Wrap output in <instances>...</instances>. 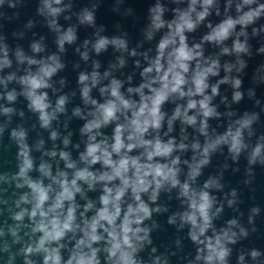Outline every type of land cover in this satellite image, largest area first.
<instances>
[{"label": "clouds", "instance_id": "obj_1", "mask_svg": "<svg viewBox=\"0 0 264 264\" xmlns=\"http://www.w3.org/2000/svg\"><path fill=\"white\" fill-rule=\"evenodd\" d=\"M105 3L72 12V0H40L36 14L55 33L56 51L40 56L44 37L30 44L32 55L17 46L15 70L0 75V147L15 149L0 165V264H264V246L244 243L264 239L261 206L249 207L244 223L242 193L225 180L243 160L241 183L254 193L256 166L264 170L256 92L264 59L248 71L264 57V0H154L144 17L111 0L110 19L99 15ZM65 12L78 23L63 28ZM78 26L93 30L75 47L91 70L77 72L74 103L77 90L65 92L60 73ZM5 40L0 34V73L13 68ZM110 49L101 71L98 58ZM21 97L26 111L12 106ZM246 97L253 110L241 111ZM26 114L35 139L18 125L4 143L12 117Z\"/></svg>", "mask_w": 264, "mask_h": 264}, {"label": "water", "instance_id": "obj_2", "mask_svg": "<svg viewBox=\"0 0 264 264\" xmlns=\"http://www.w3.org/2000/svg\"><path fill=\"white\" fill-rule=\"evenodd\" d=\"M13 2L16 3L15 8H10L8 3L5 2V4L0 7V34H3L6 37L5 42L9 46V56L13 59V68L12 69H6L4 73H0V75L7 74V72L14 71L16 68L15 59H14V50L17 46H20L25 54L32 55L30 51V44L34 41H40L41 37H44L43 44H45L46 50L44 53H41L40 56H46L47 54H50L52 52L56 51V45L54 43L55 41V33L52 32L47 26H46V20L43 16H39L36 14V9L40 4V0H13ZM154 2V0H126L125 7L127 6H133L137 12L142 16H146L147 13V7L149 3ZM64 3H69V0H64ZM73 3V9L72 12H79V10L88 4V0H72ZM111 0H106V3L102 6L100 10V14L102 18L104 19H110L111 17L108 14V8L110 6ZM123 11V8L121 9ZM65 15H71L70 12L63 13L59 18L58 21L60 25L63 26V28H67L69 25H75L77 24V20L75 16H72V19L70 21H66L64 19ZM165 18H170V13H166ZM29 19H32L34 21V25L32 27H27ZM210 19L218 20L219 18L213 16ZM92 29L86 28L84 26H78L77 28V36L78 40L76 45H65L67 49V54L63 57L65 63L67 64L66 69L60 73V76H64L67 78L68 86L64 89L65 92H68L70 90H77V98L74 101V103H79V92L76 88V75L79 70H91V61L86 65L83 61H80V57L77 53H75V47L82 44L83 40L85 38L91 37ZM249 32H251V29L249 28ZM15 34V35H14ZM109 35L112 34V31L109 30ZM261 42L260 37L252 38L250 39L249 43L253 45V52H255V49L259 47V44ZM229 44H231V41H228ZM39 58V57H38ZM98 59L102 62V68L101 71H103L104 68L107 67V61L110 59H113V54L111 49L108 53L103 54ZM247 59V58H246ZM264 59V57H256L254 61H250V68H249V76L251 75V69L256 64L260 63L261 60ZM79 62L80 68L74 69L73 64ZM17 87V90H19L18 86L15 84H10L9 89ZM59 87V85H57ZM252 87L250 81L246 78L244 83V89ZM2 90V89H0ZM225 90L228 91L229 98H230V92L231 89L227 85L221 86V93L223 94ZM257 97L261 99L262 104H264V85H260L256 87ZM54 99V98H53ZM219 102V99L216 101ZM0 103H4L3 101H0ZM15 107L18 111L25 108V101L23 98H19L18 102L15 105H12ZM72 107V104L69 105V108ZM223 107V106H221ZM240 110L243 111L245 109L247 110H253L252 109V103L247 100V97L245 101L239 106ZM256 111H259V109H254ZM7 118L0 116V124H3L4 121ZM61 120H63V117H61ZM262 120H264V114H262ZM35 123V117L31 116V114H26L25 119H21L18 115H14L12 117L11 124L8 125V128L5 130L3 142L7 143V137L8 132L11 128L16 127L18 125H23L24 127L29 129V142L36 137L35 131L31 130V125ZM81 122L77 120H73L70 124V128L73 130H78L80 127ZM46 135V134H45ZM78 131L77 134L74 135L73 141L76 142L78 140ZM14 146L12 147V150L9 152H4L2 150V147H0V165H3V160L6 158L10 162L12 161L14 157ZM243 164L244 161H241V173L237 175H232L231 172L225 173V180L229 183L230 187H237L241 193H242V199L245 201L243 205H241L242 210L245 212L244 217V223H246V218L248 214V208L253 205H260L261 206V216L257 217V226L260 230V233L264 234V223H262V219H264V170L260 168L259 165L256 166V176L253 181L252 187L255 188L254 193H250L248 188H245L243 184L241 183L243 181L244 174H243ZM2 170V169H0ZM227 191V189H225ZM219 197L222 198V193H217ZM250 196H254L255 199H250ZM233 215L231 210H226L225 212V218ZM245 244H248L249 246H264V239H257L256 237H253L251 244L248 241L244 242ZM233 257V261H234Z\"/></svg>", "mask_w": 264, "mask_h": 264}]
</instances>
